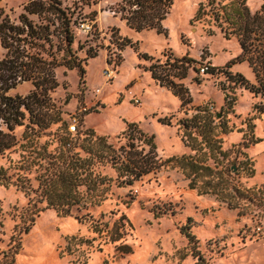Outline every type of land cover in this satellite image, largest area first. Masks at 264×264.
Here are the masks:
<instances>
[{"label": "rangeland", "instance_id": "1", "mask_svg": "<svg viewBox=\"0 0 264 264\" xmlns=\"http://www.w3.org/2000/svg\"><path fill=\"white\" fill-rule=\"evenodd\" d=\"M25 1L0 0V8L15 18ZM62 1L69 5L74 0ZM117 1L97 0L91 8L84 7L85 12L97 11L99 37L93 39L90 26L82 23L75 29L74 47L80 42L98 50L88 58L85 48L79 51L83 72L56 69L58 85L50 96L55 104L51 119L57 120L46 128L36 126L34 133L17 127V144L0 155V172L9 181L0 179V264H200V257L205 264L264 261V113L255 111L258 98L244 88L236 89L232 107L224 106L221 89L224 65L240 52L237 40L225 38L206 17L197 19L200 4L208 0H173L162 32L129 28L112 10ZM263 2L247 0L252 9ZM121 38L135 44L118 49ZM142 53L153 59L142 58ZM168 56L191 58L181 80L191 102L182 108L180 99L147 70ZM230 69L253 80L245 61ZM31 88L24 83L9 93L24 95ZM197 113L215 125L212 151L189 147L179 127L180 119ZM163 117H170V124L163 123ZM131 122L154 135L156 163L150 173L122 185L109 163L94 161L93 175L105 180L93 195L86 186L77 187L84 195L80 207L73 205L69 214L61 215L45 207L44 199L36 202L41 190H50L57 175L67 172L72 154L89 155L88 130L118 147ZM194 147L200 148L198 143ZM182 154H196L210 166L209 176L198 180L223 178L221 186L234 195L230 200L237 207L189 187V178L168 159ZM235 190L245 195L238 197ZM184 224H190L195 244L181 233ZM116 226L123 236L111 242L108 234ZM120 243L131 251L123 253Z\"/></svg>", "mask_w": 264, "mask_h": 264}, {"label": "trees", "instance_id": "2", "mask_svg": "<svg viewBox=\"0 0 264 264\" xmlns=\"http://www.w3.org/2000/svg\"><path fill=\"white\" fill-rule=\"evenodd\" d=\"M96 3L97 0H74L68 5L62 0H26L15 18H11L0 8V46L3 49L0 59V155L9 152L17 144V127L25 126L34 133L36 126L46 128L52 121L57 120V117L51 119L55 104L50 96L58 85L55 71L58 67L84 71L83 58L79 56V51L85 46L78 42V46L74 47L75 29L85 23L90 26L88 33L92 38L99 37L97 11L94 8L88 12L84 10L85 6L91 8ZM172 3L173 0H118L112 10L135 31L155 29L162 32L163 21ZM196 17H206L208 22L219 27L225 38H235L240 47L236 58L224 65L225 80L221 82V89L225 91L224 106L232 107L236 89L244 88L258 98L253 105L255 111L264 113V3L258 9L252 10L246 0H208L207 3L200 4ZM127 44L135 43L129 38H121L117 44L118 49ZM97 50V46L89 45L85 48V58L95 56ZM140 56L153 59L145 53ZM156 60L147 67L151 77L180 99L181 108L190 103L189 90L181 80L187 76L191 58L168 56L162 64L158 63L159 59ZM237 61L247 62L253 73V80L230 69ZM211 70H214V67ZM24 83L32 86L28 93H9ZM56 113L58 115V112ZM160 120L170 124V117ZM178 123L189 147L214 150L215 125L207 115L197 113L191 118L180 119ZM121 136L124 142L115 147L107 142L106 137L88 130V136L85 138L88 145L85 149L89 155L80 158L72 154L65 167L67 172L57 175L50 185V190H41L40 198L36 202L44 199L45 207L54 208L61 215L69 214L73 205L80 207L84 195L77 187L84 185L91 189L87 192L91 191L93 195L105 180V177L93 175L91 165L94 161L109 163L122 185L132 184L141 176L150 173L156 163L157 148L154 135L145 133L137 123L131 122ZM194 143H198L200 148H195ZM168 159L182 170L189 178V187L197 188L199 194L212 193L226 202L229 208L237 207L236 203L230 200L233 194L227 193L221 186L225 182L223 178L216 181L210 178H206V181L198 180L201 176H209L211 168L203 164V160L196 157V154H182ZM0 179L9 183L2 172ZM19 185L24 187L23 183ZM73 187L74 190H71ZM235 192L238 197L245 195L240 190ZM229 193L232 195L229 196ZM190 227V224H184L180 231L189 243L195 244L197 238L190 231ZM28 230L29 226L24 231ZM94 230L100 231L98 225L94 226ZM108 235L111 242L121 240V226H116ZM71 239L74 240V237ZM118 248L123 253L131 251L130 246L125 243H120ZM199 263L205 264L203 258L200 257Z\"/></svg>", "mask_w": 264, "mask_h": 264}, {"label": "crops", "instance_id": "3", "mask_svg": "<svg viewBox=\"0 0 264 264\" xmlns=\"http://www.w3.org/2000/svg\"><path fill=\"white\" fill-rule=\"evenodd\" d=\"M246 1H247V0H246ZM263 3H264V2H263ZM263 3H262V4H263ZM247 4H248V3H247ZM262 4H261V5H262ZM261 5H260V6H261ZM248 6H249V4H248ZM249 7H250V6H249ZM250 8H251V7H250ZM251 9H252V8H251ZM252 10H255V9H252ZM260 240H261V239H260ZM256 264H264V261L259 260V261L256 262Z\"/></svg>", "mask_w": 264, "mask_h": 264}, {"label": "built area", "instance_id": "4", "mask_svg": "<svg viewBox=\"0 0 264 264\" xmlns=\"http://www.w3.org/2000/svg\"><path fill=\"white\" fill-rule=\"evenodd\" d=\"M71 129L74 130L75 129V125H71Z\"/></svg>", "mask_w": 264, "mask_h": 264}]
</instances>
